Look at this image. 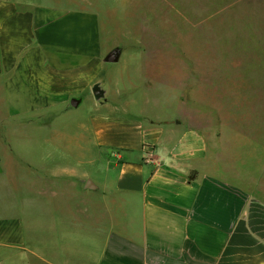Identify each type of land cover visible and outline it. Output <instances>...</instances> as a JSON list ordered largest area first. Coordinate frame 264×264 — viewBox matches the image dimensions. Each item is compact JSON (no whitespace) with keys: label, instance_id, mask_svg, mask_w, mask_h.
Wrapping results in <instances>:
<instances>
[{"label":"crops","instance_id":"0c3cea01","mask_svg":"<svg viewBox=\"0 0 264 264\" xmlns=\"http://www.w3.org/2000/svg\"><path fill=\"white\" fill-rule=\"evenodd\" d=\"M107 53L91 11L0 0V264L31 252L45 264L67 253L82 264H264V187L228 180L222 148L178 120L92 116L97 155L110 151L94 189L68 174L81 164L39 149L19 165L4 146L44 112L51 125L85 100L104 106Z\"/></svg>","mask_w":264,"mask_h":264},{"label":"rangeland","instance_id":"374dc122","mask_svg":"<svg viewBox=\"0 0 264 264\" xmlns=\"http://www.w3.org/2000/svg\"><path fill=\"white\" fill-rule=\"evenodd\" d=\"M40 1L95 13L102 52L118 47L121 56L100 70L104 106L85 100L51 125L44 112L27 136H5L19 165L44 149L52 161L82 165L71 177L99 183L110 151L97 155L92 116H142L203 132L210 146L222 148L228 180L247 190L257 182L264 187V0H30ZM73 194L67 186V199ZM62 261L82 264L69 253ZM12 264L45 262L31 252Z\"/></svg>","mask_w":264,"mask_h":264},{"label":"water","instance_id":"95a60500","mask_svg":"<svg viewBox=\"0 0 264 264\" xmlns=\"http://www.w3.org/2000/svg\"><path fill=\"white\" fill-rule=\"evenodd\" d=\"M120 56H121V49L118 48V47H115L113 49H111L103 58V62L104 63H116L119 61L120 59ZM71 106L72 107H77L78 105V101L77 100H72L70 102ZM86 189H94V185L92 183L91 180H87L85 182V186H84Z\"/></svg>","mask_w":264,"mask_h":264}]
</instances>
